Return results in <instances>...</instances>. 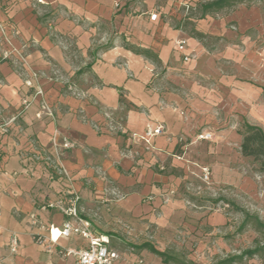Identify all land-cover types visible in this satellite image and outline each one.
<instances>
[{"label":"crops","instance_id":"0c3cea01","mask_svg":"<svg viewBox=\"0 0 264 264\" xmlns=\"http://www.w3.org/2000/svg\"><path fill=\"white\" fill-rule=\"evenodd\" d=\"M114 4L0 0V22L26 62L3 60L0 40V264H72L62 253L86 248L81 237L60 238L49 250L35 238L67 220L47 204L66 206L73 194L117 264H163L137 249L145 244L172 256L185 249L190 264L203 262L215 252L211 236L228 222L203 207L201 169H209L210 184L238 191L255 184L240 175L238 130L245 122L264 133V44L257 42L264 17L231 7L188 18L185 30L161 20L150 1ZM251 29L259 35L249 36ZM181 40L183 53L175 47ZM37 85L43 96L33 99ZM105 115L122 121L123 131L108 133ZM147 127L162 134L149 143L132 139ZM52 139L69 181L44 161L54 155ZM63 141L72 148H60Z\"/></svg>","mask_w":264,"mask_h":264},{"label":"rangeland","instance_id":"374dc122","mask_svg":"<svg viewBox=\"0 0 264 264\" xmlns=\"http://www.w3.org/2000/svg\"><path fill=\"white\" fill-rule=\"evenodd\" d=\"M133 1V0H129ZM144 1V0H135ZM153 5L154 10L160 15V19L167 22L170 26H176L188 30L191 24L186 19L196 20L202 16L200 5L210 0H147ZM233 10L246 9L248 11L255 10L261 19L264 17V2L253 1L242 4H236L232 6ZM115 8V7H114ZM231 8V7H230ZM229 8V9H230ZM229 9H224L216 13L209 14L214 16L221 14ZM48 31L53 34L52 18L48 17ZM179 23V24H178ZM264 24V23H263ZM263 32L262 37L257 40L258 44H264V26L260 28ZM249 36H257L259 32L257 30H249ZM17 63V62H16ZM38 75V74H37ZM57 75V74H56ZM74 94L82 95L85 99L86 96L73 89ZM75 96V95H74ZM76 97V96H75ZM111 117V116H110ZM111 119L115 121L112 117ZM108 122V121H107ZM112 123V122H111ZM117 124L112 123V128H117L118 125L123 129L122 121H116ZM109 125V124H107ZM92 125V128L94 129ZM98 127V126H97ZM100 129V128H98ZM94 129L97 132L100 130ZM117 130H109L107 132L116 134ZM243 158V157H242ZM257 165L250 158H243L240 163V175L247 180H252L254 185L249 184V188L252 189H240L234 190L228 187H222L219 184L216 185L210 181L208 184H203V207H207L209 213H216L222 215L226 220L227 224L223 227H218V231L211 236L210 246H214V253L206 257L203 262H195L192 264H216L227 257L239 255L241 252L256 247H262L264 245V230L256 228L253 221H249V224L242 230L239 231V227L244 220L245 213L250 216L257 217L264 224V175L259 174L256 171ZM216 174V173H215ZM188 193L199 192L201 188L187 186ZM196 188V189H195ZM186 192V193H187ZM255 193V194H254ZM175 256L180 260L188 263L189 252L185 249H175ZM237 264H264V251L258 255L245 259Z\"/></svg>","mask_w":264,"mask_h":264},{"label":"built area","instance_id":"2783aa9c","mask_svg":"<svg viewBox=\"0 0 264 264\" xmlns=\"http://www.w3.org/2000/svg\"><path fill=\"white\" fill-rule=\"evenodd\" d=\"M115 9L119 8L118 0H115L114 4ZM156 19V15L150 16V21H154ZM0 40L5 44V49L1 53V58L3 60H11L14 58L17 62L21 63L22 65L26 66L25 58L23 57L22 53L14 48L12 44L10 43V40L7 37V31L6 27L0 22ZM186 42L184 40L178 41L176 43V50L180 53H183L185 50ZM183 60L186 62L189 60V57L185 56L183 57ZM31 78L35 81L38 80V75L35 72H31ZM78 98H82V95L74 94ZM43 92L41 88L37 85L35 87V92L33 94V99L36 97H42ZM29 106L28 102H23V110L27 109ZM41 109L44 111L47 115L51 116L50 110L46 106L44 102L41 104ZM40 117V116H38ZM108 128L110 130H117L116 132L121 133L123 129L118 125L117 128H112V123L116 121H113L109 115H105ZM112 122V123H111ZM94 129H98L99 127L93 126ZM100 130V129H98ZM162 127L157 128H150L147 127L144 134L140 137H132L133 140L140 139L145 141L146 143H149V141L155 137L162 134ZM210 138V135H202L199 136L200 140H207ZM51 146L54 150V155L50 156L48 154L44 155V161L46 162L48 168L53 172L54 175L58 177H64L67 181H69V177L67 172L65 171L64 167L61 164L60 161V155H59V145L55 142V140L52 139ZM60 148L64 150H69L72 148L71 143L68 141H63ZM25 174H28V170L24 171ZM210 178V171L208 168H202L201 169V175H200V181L203 184H208ZM189 188L186 190L188 191ZM113 196L116 198H121V196L118 193H112ZM79 202V197L76 194H73L66 206L61 205H55L54 203H48L46 208H59L61 213L64 217H66V221L62 224L61 227L55 228V227H48L45 229L46 236H39L35 238V242L45 248L46 250H49L48 245H53L58 242L60 238H67L70 236H79L86 242V248L80 249V250H65L63 251L62 255L64 257H72L73 263L72 264H117V256L109 251L108 249V240L106 237L95 234L90 227L89 222L83 220L77 210V204ZM29 220L32 226L36 227L38 226V222L36 218L31 215L29 216ZM17 242L15 240L10 241V252L16 253L17 251ZM134 264H145L142 260H138Z\"/></svg>","mask_w":264,"mask_h":264},{"label":"trees","instance_id":"16d2710c","mask_svg":"<svg viewBox=\"0 0 264 264\" xmlns=\"http://www.w3.org/2000/svg\"><path fill=\"white\" fill-rule=\"evenodd\" d=\"M262 1L264 0H210L200 5L202 16L209 15L212 13L219 12L226 8H230L236 4H242L246 2ZM139 54H146L145 51H139ZM81 74L78 72L77 75ZM238 135L241 138L239 151L243 158H250L257 165V173L264 175V133L256 127L247 123H242L238 130ZM249 221H253L256 228L264 230V224L257 218L245 213L243 222L239 227V231H242L248 224ZM138 250H146L152 255L158 257L163 264H188L184 263L179 258L169 255L165 252H159L150 245H142L137 248ZM264 251V245L262 247H256L241 252L239 255L227 257L216 264H237L245 259H250L259 253Z\"/></svg>","mask_w":264,"mask_h":264}]
</instances>
